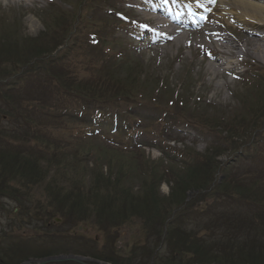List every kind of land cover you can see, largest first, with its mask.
Returning <instances> with one entry per match:
<instances>
[{
  "label": "trees",
  "instance_id": "16d2710c",
  "mask_svg": "<svg viewBox=\"0 0 264 264\" xmlns=\"http://www.w3.org/2000/svg\"><path fill=\"white\" fill-rule=\"evenodd\" d=\"M68 6L71 12L56 7L49 9L44 16V32L37 38L22 40L17 30H8L7 39H0V199L8 197L18 203L16 218L23 212L40 222L45 229H42V237L69 245L81 235L82 238L75 241L79 251L70 249L73 254L111 264L121 260L113 234L129 220L140 221L142 239L147 240L149 236L155 243L150 251L146 249L140 264H158V261L161 264H264V201L239 191L237 216L222 225V218L215 215L226 207L222 199L229 193L227 179L236 177L228 181L232 182L243 177L233 172L239 163L228 164L229 177L216 186V202L222 206L215 209V201L209 197L207 190L212 181L195 201L198 206L208 199L210 206L204 210L190 209L183 202L175 206L177 200L181 201L175 191L185 188L182 179L196 176L195 171L187 175L180 173L197 168L211 173L213 178L219 170L213 157L199 163L198 152L187 148L179 155L186 157L185 161L180 158V164H168L165 161L172 152L166 153L163 149L162 159L151 162L141 146H131L124 141L138 129L134 127L137 118L129 114L131 109L150 105L160 109L163 104L161 110L165 115L169 114L167 109L191 113L187 108L190 101L185 94H175L166 81L156 78L142 81L139 74L145 71L143 64L134 66L126 59L118 61L114 57L110 36L106 34L111 20L93 17V11L104 5L95 7L91 0H81L76 6ZM89 13L91 16L87 17ZM123 68L127 72L126 79L118 78L117 71ZM260 86L256 95L253 92L247 107L248 121L252 125L264 116L263 78ZM113 117H118L125 125L107 130L108 121ZM192 118V124L199 128L222 125L227 134L230 130L245 131L246 116L242 114L232 116L231 120L222 119L221 124L212 116ZM162 123L161 118L151 119L137 132L147 131L156 140ZM263 128L259 123L254 127ZM241 147L231 149L237 151ZM90 161L92 168L88 166ZM178 166L182 171L175 168ZM129 176L132 181V178L137 179L139 191L126 185ZM163 177L167 180L172 177L168 181L174 182L176 187L165 200L158 193L159 184L166 181ZM250 182L264 191V180L250 179ZM37 185L43 187L51 201L47 205L38 202L32 210H24L15 196ZM203 197L206 199L200 200ZM165 201L175 209H167ZM243 212L245 217H242ZM55 217L61 219L66 230L56 234L52 233L53 229L50 231L57 225ZM89 219L93 221L88 230L97 227L103 234L102 246L83 231L71 234V230L83 222L88 224ZM191 220L197 221V229L185 227V222ZM204 223L213 224V235L206 234ZM227 229L232 230V234L218 236L219 231ZM4 237L0 234V264H8L3 258L10 255L13 260L15 254L18 260L10 264H19L27 260L29 252H34L29 241L20 245L22 240L17 246L6 249L2 244ZM42 237L35 242L47 245ZM138 249H141L138 243L133 244L132 250Z\"/></svg>",
  "mask_w": 264,
  "mask_h": 264
},
{
  "label": "rangeland",
  "instance_id": "374dc122",
  "mask_svg": "<svg viewBox=\"0 0 264 264\" xmlns=\"http://www.w3.org/2000/svg\"><path fill=\"white\" fill-rule=\"evenodd\" d=\"M80 1L81 0H26L22 3L13 4L7 0H0V39H7L8 30H17L18 33L16 32V34H18V38L21 37L22 40L24 37L29 39L37 38L44 32V14L49 8L56 7V9L71 12L72 8L71 6H68V4L76 6ZM116 1L120 2L119 6L114 5ZM246 1L256 2V0ZM91 3L95 7H102L97 5H104L106 3L104 6L105 9L102 8L97 11H93V17L96 20H98L97 16L100 18V16H102L101 13H104L109 14V17L114 18L117 21L116 14H118V12L116 11H123L130 17L129 23H126L128 25L121 23L122 25L120 27H112L111 31H113V38L117 40L118 43L117 50H124L126 52L129 51V55H127L129 56L128 61L131 62L132 65L138 66V63L144 65L145 71L142 72V74H139L142 81L148 78H156L155 80L164 79L176 92H180L181 94L184 92L187 94V96L191 99V103L195 105L196 110L191 113L185 110L180 111L167 109L170 115H163V128L160 133V140H156V145H159L167 150V153L170 151L172 152V155L167 157L165 163L180 164L182 160L185 161L186 157L183 159V156L179 157V155L188 148L198 152L199 155L197 154V156L201 159L199 160V163H201L203 161L202 159H205L206 157H213V162H216L219 167V170L215 172L213 178L211 173L201 172L197 170V168L188 170L186 173L181 172V175H187L191 171H195L196 174V176H190L182 179V184L184 185L182 187H185L183 191L179 189L175 191L176 187L174 188V182L168 181L172 179V177H168V180L163 177L166 181L161 182L158 186V193L160 194V197L163 198V200L167 199L173 189L175 191V195L181 199V201L177 200L174 203L175 206L183 202V204L187 203V206L190 209L204 210L205 207L211 205L210 201L207 200L206 197H203L200 200H206L200 202L197 206L195 202L196 196L205 190V186L208 182L212 181L211 186L209 187L210 189L207 191L209 192V197L214 199L216 209L219 206H222V204H217L216 202V199L218 198V190L216 186L222 184L223 179L227 176L229 177L227 165L230 163H239L233 172L237 171L239 174H243V177H237V179L232 181L233 183L228 181H231V179L236 177L233 176L232 178L227 179L229 193L225 194L226 198L222 199V203L226 207L220 208L219 212L215 215L222 218V225L226 220L237 216V205L240 202L237 198L239 191L244 195L256 198L258 201H264V191L257 189L258 187L256 188V186L250 182V179L264 180V128L254 129L257 123L260 124V127L264 126V116L257 120L255 125H252L250 121H248V111L240 102L242 101L243 96L241 94H248L250 92L248 88L252 86L250 85L252 84L251 81L248 82V79L246 78L252 77L251 74L245 73L250 65L264 67V60L259 59L256 54L250 50L248 46H246V52H241L239 54L236 52L234 54L233 52V54L231 53L229 56L226 53L224 55L225 57L218 56V58H221L227 63H234L235 66L230 71H227L225 66L223 70L218 69L217 71L219 72L215 74L214 64L212 61L214 60L215 55H213L211 50H209L210 48H219L218 46L220 42L217 40V37L220 34L224 37L229 35V39L241 43L245 38L242 33L243 30L262 36L261 38L264 42V29L259 28L262 26H257L256 24L245 26L244 23L234 21L231 22L228 21L227 18H220L222 11H216V14H212V16H210L209 23L206 24L205 27H200L199 30H183L182 33H176L178 35L170 36L173 37L174 40L171 44L169 42H160L159 40H157L156 44H153V41L149 38L153 36V34L154 36L158 35L155 33L150 35L147 34L148 31L152 33V30L148 29V31H146L145 28H141L140 30L137 29L133 32V28L135 29L136 24L140 22V16L138 14L142 13V7L146 6L147 2L145 0H143V3L142 0H113V2L112 0H102V2L101 0H91ZM261 3L263 2L261 1ZM213 5H215V3H213ZM88 15L91 16L90 13ZM215 17L220 20L219 23H217ZM231 25L236 27V30L229 32L227 28ZM141 36L146 40L144 41L141 38L140 40H136V37ZM164 36H169V33H165L160 36V38L163 39ZM177 36L183 37L185 41H179V44L177 43L179 47L174 44ZM185 44L188 45V48H185ZM245 44L243 43V45ZM207 45H209L210 48L208 47L206 49L205 47ZM214 54H216V52ZM228 57H231V60ZM207 68H209V71ZM211 70L214 71V74L211 73ZM117 73L118 78L126 79L125 77L127 72L124 68L118 70ZM243 74H245V76H243ZM185 79L189 80L188 88L185 89L186 91H184L182 85H180ZM163 106L165 105L161 104L160 109L156 105H150V109H138L137 112L143 117L141 122L144 119L148 120L149 118L158 116L160 112L164 111L161 110ZM134 110H131L129 114H132ZM186 110L188 109L186 108ZM237 114L246 116V122L243 124L245 131L243 132L240 130H236L235 132L230 130L229 134H227L226 128H223L222 125H217L216 127L207 125L205 128H199L192 124V120L194 119L192 117L212 116L218 119V124H221L223 122L222 119L231 120V117ZM109 122H113L117 126H123L125 124L119 118H111V121L109 120ZM237 122L239 123V120H237ZM134 127L136 128V126ZM152 138L151 134L148 135L141 132L134 135L128 142H139L143 145H153L152 142L154 141H151ZM240 145L243 148L241 147L237 151L233 150L240 147ZM231 147L233 149H231ZM143 149V152H145L144 155L149 159V161L156 162L161 158V153L157 149ZM174 153L178 155H173ZM180 158H182V160H180ZM92 161L95 163L94 159ZM88 164V166L92 168V162L90 161ZM103 165H106V162H104ZM163 166L166 165L163 163ZM139 167L138 169L140 170ZM175 168L182 171L181 166ZM103 171L106 172V167H103ZM132 179L133 181L129 176L126 180V185L130 189L133 188L132 190L134 191L136 189L139 191L140 185L138 184L137 179ZM111 180H113V178ZM15 197L20 201L24 210H32L38 202H42L47 205L51 201L50 196L43 191V187L41 186L40 188L38 185L26 191H22ZM1 201L7 212H9L12 208H18V203L8 197L3 198ZM53 204L55 205V202ZM164 205L167 209H175L173 204H167L166 201L164 202ZM64 206L71 207L69 204H64ZM19 215V220H23L24 223H29L33 220L31 218L32 215L25 216L23 212ZM242 217H245L244 212ZM9 218L15 219L10 215ZM55 218L61 220L59 217ZM5 219L6 217H2V215H0V228L4 227L7 223ZM205 219H207V216ZM91 221L93 220H88V224H86L87 226L84 225L83 222L80 226H78V228L86 227L87 229L84 231L86 236L92 240L95 239L99 243V246H102L104 244V237L103 234L99 232L100 230L97 229V227L93 230H88V225L92 224ZM54 222L57 225H53V227L50 228V231L53 229L52 233L56 234L61 230L63 231L67 229L62 221L57 223L54 220ZM186 222L185 227L188 226L189 228L197 229V223L196 226H194L195 223ZM140 224L141 222L138 220H129L119 230L114 232L113 236H115V246L120 251L121 256V260L118 264H140V262L144 260L143 257L146 249L150 251L151 245L155 244L152 240H149V236L147 237V240L142 239L143 231L139 226ZM203 226L208 236L213 235V224L204 223ZM78 228H74L71 232L76 231L75 229ZM236 228H238V225L235 222L233 225L234 231H236ZM42 229L43 231L45 230L43 226L41 227L40 222H32L27 224L25 227H22L19 231H16L15 234L19 236L24 234L25 237L23 239L29 242L33 240L37 241L39 237H42ZM230 234H232V230L230 229L218 232V236L221 238ZM80 236L76 237L73 243H69V245H72V248L64 241H60L59 243L49 242L47 245H42L41 251L38 250V252L30 253L34 257L27 256L26 259L40 261L44 258L55 256L75 255L70 249L73 251H79L76 247L78 246L76 245L78 243H75V241L80 240L82 238ZM42 239L47 240L49 238L42 237ZM135 243H138L139 248H141L140 250H132V246ZM45 248H47V250H45ZM122 255L130 256L124 257ZM134 256L137 257V259H133ZM86 258L93 259L91 257ZM3 259H5L4 262L7 263H12L13 261L18 260L15 259V256L14 259L11 260L10 255ZM130 259L132 260L129 262L126 261ZM100 262L104 264L109 263L104 261ZM53 264L74 263L64 262ZM158 264L161 263L158 261Z\"/></svg>",
  "mask_w": 264,
  "mask_h": 264
},
{
  "label": "bare ground",
  "instance_id": "6f19581e",
  "mask_svg": "<svg viewBox=\"0 0 264 264\" xmlns=\"http://www.w3.org/2000/svg\"><path fill=\"white\" fill-rule=\"evenodd\" d=\"M10 3H22L26 0H7ZM215 0H186L187 7L183 5V7L187 10L192 11L193 14L202 15V11L209 7L210 3H214ZM258 1V2H257ZM261 1L263 3H261ZM165 7L161 6H151L148 5L144 8V12L140 15V22L142 23H149L150 25L154 26L153 32H157L158 35L162 36L165 33H169V36L177 35L175 33L176 28L169 25L159 14L164 16L170 15L172 16L171 21L169 22L175 24L177 18H175L174 11L172 14L166 12L164 9ZM215 11H222L220 18H227L228 21L231 22H239L244 23L245 26L256 24L258 26L264 25V0H256V2H248L246 0H217V4L212 8ZM177 15L181 14V10L175 12ZM166 14V15H165ZM200 26V25H199ZM242 33L244 34L245 38L241 43L235 42L234 40L229 39V35L224 37L223 35H218L217 40L220 42L218 49H212V52H216L217 56L225 55L226 53L229 54H237L241 52H246V46L250 50H252L256 56L264 60V42L261 37L258 35H254L256 33H250L248 31L243 30ZM165 37V36H164ZM163 37V38H164ZM160 39V37H159ZM183 37H176L175 45L179 41H184ZM167 41V39H165ZM170 44L172 41H169ZM185 42V41H184ZM243 43H247L243 45ZM179 44V43H178ZM174 45V46H175ZM178 46V45H177ZM176 47V46H175ZM179 47V46H178ZM181 48V47H180ZM185 48H188V45L185 44ZM204 48V47H203ZM206 49L208 46L205 47ZM204 48V49H205ZM226 52H225V51ZM214 64L215 74L219 71L218 69L223 70L225 66H229L230 62L227 63L223 60H212ZM209 71V68H207ZM226 70L227 67H226ZM211 73L214 74V71L211 70Z\"/></svg>",
  "mask_w": 264,
  "mask_h": 264
},
{
  "label": "water",
  "instance_id": "95a60500",
  "mask_svg": "<svg viewBox=\"0 0 264 264\" xmlns=\"http://www.w3.org/2000/svg\"><path fill=\"white\" fill-rule=\"evenodd\" d=\"M83 258L80 257H76V256H67V257H63V256H59V257H54V258H49L47 260H43L41 262H37V263H22V264H51V263H59V262H67V261H71V262H75L78 264H85L83 262Z\"/></svg>",
  "mask_w": 264,
  "mask_h": 264
}]
</instances>
